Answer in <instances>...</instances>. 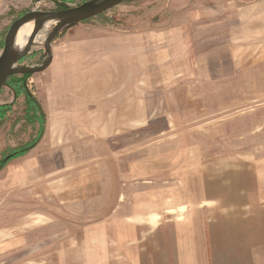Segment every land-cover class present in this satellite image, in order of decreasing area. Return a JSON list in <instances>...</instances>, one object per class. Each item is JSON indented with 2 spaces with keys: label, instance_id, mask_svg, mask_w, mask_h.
Listing matches in <instances>:
<instances>
[{
  "label": "crops",
  "instance_id": "0c3cea01",
  "mask_svg": "<svg viewBox=\"0 0 264 264\" xmlns=\"http://www.w3.org/2000/svg\"><path fill=\"white\" fill-rule=\"evenodd\" d=\"M144 36L101 39L95 45L67 40L59 51L51 46L40 96L47 134L27 156L11 161L8 179L0 181V192H9L0 208V249L23 246V238L38 229L35 204L40 202V213L49 216L47 206L59 203L58 197L51 202V191L62 193L58 206L64 208L71 205L66 189L74 187L73 207L90 210L74 215L81 229L70 246L58 247L57 264H264V187L258 177L250 176L232 199L215 192L209 167L197 163L195 169L194 153L188 151L161 152L157 167L127 166L123 148L116 159L115 150L98 157V143L115 136V128L127 132L141 126L136 120L145 103L140 108L131 96L144 93L134 89L136 79L146 76ZM100 147L103 154L105 146ZM56 154L80 159L77 182L62 178L51 185ZM56 173L65 175L60 169ZM64 211L59 212L67 218ZM42 225V232L49 229V223Z\"/></svg>",
  "mask_w": 264,
  "mask_h": 264
},
{
  "label": "rangeland",
  "instance_id": "374dc122",
  "mask_svg": "<svg viewBox=\"0 0 264 264\" xmlns=\"http://www.w3.org/2000/svg\"><path fill=\"white\" fill-rule=\"evenodd\" d=\"M53 1L0 0V54L11 24L31 10L55 11ZM73 4L76 6L79 1ZM43 30L37 36L44 33L45 40L52 25L46 32ZM137 34L148 40L146 76L136 79L138 84L134 88L144 93L131 96L139 99L140 108L145 103V110L140 111L136 120L141 126L129 127L127 132L115 128L119 130L115 136L98 143V157H106L115 150L112 156L116 159L123 148L124 154H128L127 166L157 167L161 152L174 155L188 151L194 153L195 169L197 163L199 167H209L210 183L224 198H238L250 176L258 177L259 187H264V0H125L62 31L52 46L59 51V45L67 40L95 45L92 42L96 40ZM44 40L35 41L30 54L17 66L41 65L45 61ZM81 67L85 71L83 63ZM45 70L27 77L28 88L36 95L44 114L42 139L48 129L40 98ZM4 104H12V108L0 122V158L30 143L39 131V124L29 126L24 98L15 100L13 92L3 86L0 105ZM101 145L105 146L103 154ZM80 153L77 152V158H81ZM60 155L56 154L51 161V185L62 178L69 184L77 182L80 159H64ZM10 164L11 161L0 172V181L8 179ZM58 169L65 171L63 177L56 173ZM99 185L104 193L105 182ZM3 190L0 208L9 194L8 189ZM61 194L51 191V202L58 197L59 203L56 200L47 206L49 216L40 213V202L35 204L33 219L38 229L28 240L23 238L24 245L15 251L1 247L0 264H57L54 259L58 247L66 243L70 246L81 229L77 216L90 210L79 208L77 212V207H73L77 188L66 189L69 207L58 206L63 204ZM233 204L229 208L231 213L236 209ZM61 210H65L67 218H63ZM47 223L49 229L42 232L41 225ZM48 243L50 249L46 248Z\"/></svg>",
  "mask_w": 264,
  "mask_h": 264
},
{
  "label": "water",
  "instance_id": "95a60500",
  "mask_svg": "<svg viewBox=\"0 0 264 264\" xmlns=\"http://www.w3.org/2000/svg\"><path fill=\"white\" fill-rule=\"evenodd\" d=\"M123 1L125 0H89L77 7L60 11L43 12L31 10L15 20L4 38L3 49L0 54V90L11 76L37 74L47 69L52 60L51 46L59 33L101 15L118 6ZM28 23L33 24L32 31L25 47L17 51L14 48L17 32L23 25ZM47 23L53 24H51L52 30L47 35L43 44L45 61L36 67L17 66L21 59L30 54L36 41L35 38Z\"/></svg>",
  "mask_w": 264,
  "mask_h": 264
},
{
  "label": "trees",
  "instance_id": "16d2710c",
  "mask_svg": "<svg viewBox=\"0 0 264 264\" xmlns=\"http://www.w3.org/2000/svg\"><path fill=\"white\" fill-rule=\"evenodd\" d=\"M79 6L89 0H78ZM77 3V0H54L55 11L64 10L67 8L74 7L73 3ZM75 6V7H76ZM25 58L20 60L18 64H22ZM30 76L28 74L23 75H15L9 77L5 84L4 88H9L13 92L14 99L17 100L20 97L24 98V106H25V117H27V121L29 126H34L35 124H39L38 135L32 140L30 143L22 146L16 150H13L8 155H4L0 158V172L4 169V167L15 159L22 158L26 156L38 143L41 141L43 137V121L44 114L41 109L40 103L38 102L36 95H33L27 84V77ZM12 104H4L0 105V122L4 121L11 111Z\"/></svg>",
  "mask_w": 264,
  "mask_h": 264
},
{
  "label": "bare ground",
  "instance_id": "6f19581e",
  "mask_svg": "<svg viewBox=\"0 0 264 264\" xmlns=\"http://www.w3.org/2000/svg\"><path fill=\"white\" fill-rule=\"evenodd\" d=\"M51 24H53V23H47L46 26L43 28L44 29L43 31H45ZM32 28H33L32 23H28V24L23 25L18 30L16 38H15V44H14L15 50L19 51L25 47V45L28 41V38L30 36V33L32 31ZM43 35H44V33H43ZM43 35L37 36L35 38L36 41H39V42L43 41L45 38Z\"/></svg>",
  "mask_w": 264,
  "mask_h": 264
}]
</instances>
